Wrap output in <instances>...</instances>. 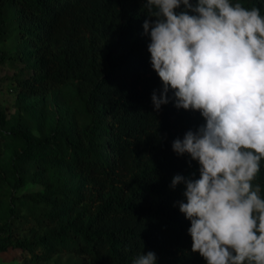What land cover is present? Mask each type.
<instances>
[{
    "label": "trees",
    "instance_id": "16d2710c",
    "mask_svg": "<svg viewBox=\"0 0 264 264\" xmlns=\"http://www.w3.org/2000/svg\"><path fill=\"white\" fill-rule=\"evenodd\" d=\"M146 2L0 0V44L6 12L14 8L18 14L15 33L31 49L26 56L0 49V65L32 60L30 76L17 82L20 93L46 96L74 84L88 118L73 136L57 130L26 152L41 162L43 155L53 153L54 139L62 140L69 151L68 166L82 185L77 195H59L54 179L48 178L45 191L29 196L66 218L58 232L42 240L17 241L15 249L34 253L42 241L50 239L80 257V264H133L148 252L156 254V264H207L198 252H192L191 224L179 208L180 202H186L185 186L171 187L175 175L200 178L198 161L187 153L178 156L172 143L206 120L198 110L177 109L170 86L169 102L154 111L152 95L155 91L159 96L163 84L150 62V34L143 29L149 18ZM197 2L189 0L193 6ZM231 2L257 7L264 16V0ZM181 11H186L183 4L175 9L177 14ZM253 183L261 185L264 198V160ZM22 186L23 180L18 179L13 189ZM7 233V226H0V237Z\"/></svg>",
    "mask_w": 264,
    "mask_h": 264
},
{
    "label": "clouds",
    "instance_id": "9594fccd",
    "mask_svg": "<svg viewBox=\"0 0 264 264\" xmlns=\"http://www.w3.org/2000/svg\"><path fill=\"white\" fill-rule=\"evenodd\" d=\"M181 4L186 11L177 14ZM144 8L150 62L163 84L154 111L169 102L170 86L177 109L206 120L172 143L201 166L199 179L171 182L185 186L179 208L191 250L207 264H264V198L253 183L264 160V16L231 0H147ZM156 260L148 252L133 264Z\"/></svg>",
    "mask_w": 264,
    "mask_h": 264
},
{
    "label": "rangeland",
    "instance_id": "374dc122",
    "mask_svg": "<svg viewBox=\"0 0 264 264\" xmlns=\"http://www.w3.org/2000/svg\"><path fill=\"white\" fill-rule=\"evenodd\" d=\"M17 26V11L9 8L0 49L12 56H26L31 49L15 33ZM31 65L30 57L0 65V226L6 225L8 229V233L0 237V264H80V257L50 239L42 241L44 247L34 253L13 247L17 241L42 240L58 232L64 223L63 213L29 198L45 191L44 183L48 178L54 179L59 195H77L82 185L68 166L69 151L62 140L54 139L53 153L43 155L41 162L26 154L49 136H55L57 130L73 136L75 130L88 122L83 100L77 95L74 84L53 89L46 96L22 95L17 82L30 76ZM29 140L34 146H30ZM21 152L26 156L19 157L17 154ZM18 179L23 180V186L14 190Z\"/></svg>",
    "mask_w": 264,
    "mask_h": 264
}]
</instances>
